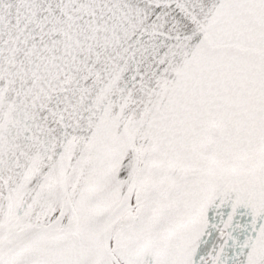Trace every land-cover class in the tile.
<instances>
[{
  "label": "snow or ice",
  "instance_id": "snow-or-ice-1",
  "mask_svg": "<svg viewBox=\"0 0 264 264\" xmlns=\"http://www.w3.org/2000/svg\"><path fill=\"white\" fill-rule=\"evenodd\" d=\"M0 264H264V0H0Z\"/></svg>",
  "mask_w": 264,
  "mask_h": 264
}]
</instances>
